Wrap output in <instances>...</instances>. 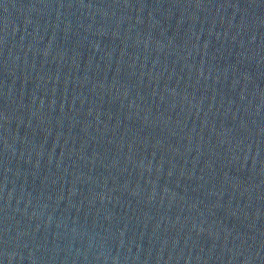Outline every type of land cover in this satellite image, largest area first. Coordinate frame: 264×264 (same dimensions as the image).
Wrapping results in <instances>:
<instances>
[{
  "label": "water",
  "instance_id": "95a60500",
  "mask_svg": "<svg viewBox=\"0 0 264 264\" xmlns=\"http://www.w3.org/2000/svg\"><path fill=\"white\" fill-rule=\"evenodd\" d=\"M0 264H264V0H0Z\"/></svg>",
  "mask_w": 264,
  "mask_h": 264
}]
</instances>
